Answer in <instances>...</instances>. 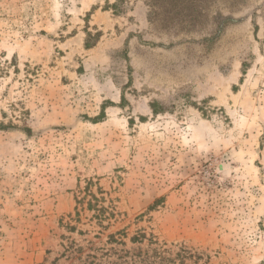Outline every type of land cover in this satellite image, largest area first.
Wrapping results in <instances>:
<instances>
[{
	"label": "rangeland",
	"instance_id": "374dc122",
	"mask_svg": "<svg viewBox=\"0 0 264 264\" xmlns=\"http://www.w3.org/2000/svg\"><path fill=\"white\" fill-rule=\"evenodd\" d=\"M263 6L0 0V264H71L61 222L90 179L113 231L264 264Z\"/></svg>",
	"mask_w": 264,
	"mask_h": 264
},
{
	"label": "trees",
	"instance_id": "16d2710c",
	"mask_svg": "<svg viewBox=\"0 0 264 264\" xmlns=\"http://www.w3.org/2000/svg\"><path fill=\"white\" fill-rule=\"evenodd\" d=\"M264 12V6L262 10ZM91 35H89V39ZM87 49H92L90 43ZM110 193L93 179L87 180L76 196L74 213L62 220L61 226L68 234L63 236L60 259L71 264H189L194 253L185 248L174 252L144 229L131 234L126 228L115 229L119 213L114 201L106 205ZM88 215L91 230H83V217ZM78 235L76 240L71 235Z\"/></svg>",
	"mask_w": 264,
	"mask_h": 264
}]
</instances>
